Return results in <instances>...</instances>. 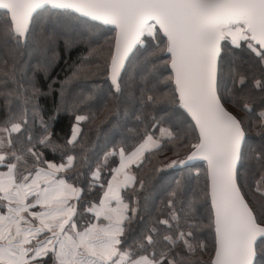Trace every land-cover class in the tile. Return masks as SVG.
Wrapping results in <instances>:
<instances>
[{
	"label": "snow or ice",
	"instance_id": "snow-or-ice-1",
	"mask_svg": "<svg viewBox=\"0 0 264 264\" xmlns=\"http://www.w3.org/2000/svg\"><path fill=\"white\" fill-rule=\"evenodd\" d=\"M0 264H264V0H0Z\"/></svg>",
	"mask_w": 264,
	"mask_h": 264
},
{
	"label": "trees",
	"instance_id": "trees-1",
	"mask_svg": "<svg viewBox=\"0 0 264 264\" xmlns=\"http://www.w3.org/2000/svg\"><path fill=\"white\" fill-rule=\"evenodd\" d=\"M77 61V54L73 53L71 56L65 55L63 57V61L61 62L59 67H56L54 69L53 75L56 77L57 81L62 80L66 75H70V68L74 62ZM67 124V121H62L60 125L57 127V131L61 127H65ZM62 134V133H61ZM174 175H179L178 172H174Z\"/></svg>",
	"mask_w": 264,
	"mask_h": 264
}]
</instances>
